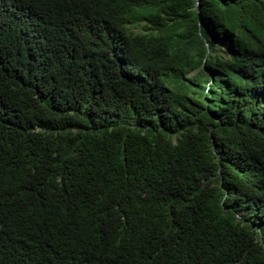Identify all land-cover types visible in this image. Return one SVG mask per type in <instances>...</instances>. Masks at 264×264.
Instances as JSON below:
<instances>
[{
	"label": "trees",
	"instance_id": "16d2710c",
	"mask_svg": "<svg viewBox=\"0 0 264 264\" xmlns=\"http://www.w3.org/2000/svg\"><path fill=\"white\" fill-rule=\"evenodd\" d=\"M0 264H264V0H0Z\"/></svg>",
	"mask_w": 264,
	"mask_h": 264
},
{
	"label": "rangeland",
	"instance_id": "374dc122",
	"mask_svg": "<svg viewBox=\"0 0 264 264\" xmlns=\"http://www.w3.org/2000/svg\"><path fill=\"white\" fill-rule=\"evenodd\" d=\"M219 39L218 40H215L214 42L217 43V46H219L220 44V41L222 39V36L221 37H218ZM219 53L222 54L223 53V49L222 48H219L218 49Z\"/></svg>",
	"mask_w": 264,
	"mask_h": 264
}]
</instances>
